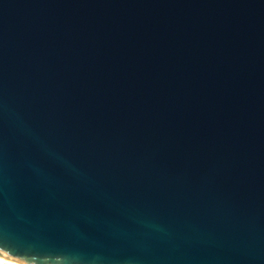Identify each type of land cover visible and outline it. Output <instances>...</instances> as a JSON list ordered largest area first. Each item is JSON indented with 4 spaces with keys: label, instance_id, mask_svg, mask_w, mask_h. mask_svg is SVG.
I'll return each mask as SVG.
<instances>
[{
    "label": "water",
    "instance_id": "95a60500",
    "mask_svg": "<svg viewBox=\"0 0 264 264\" xmlns=\"http://www.w3.org/2000/svg\"><path fill=\"white\" fill-rule=\"evenodd\" d=\"M0 255L264 264V0H0Z\"/></svg>",
    "mask_w": 264,
    "mask_h": 264
},
{
    "label": "bare ground",
    "instance_id": "6f19581e",
    "mask_svg": "<svg viewBox=\"0 0 264 264\" xmlns=\"http://www.w3.org/2000/svg\"><path fill=\"white\" fill-rule=\"evenodd\" d=\"M0 264H18V263L0 255Z\"/></svg>",
    "mask_w": 264,
    "mask_h": 264
}]
</instances>
